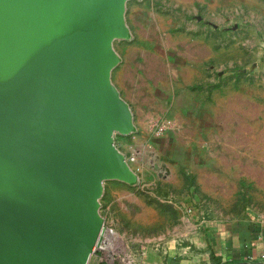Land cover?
<instances>
[{"label": "rangeland", "instance_id": "obj_1", "mask_svg": "<svg viewBox=\"0 0 264 264\" xmlns=\"http://www.w3.org/2000/svg\"><path fill=\"white\" fill-rule=\"evenodd\" d=\"M124 16L111 79L135 128L114 141L137 180H104L110 243L87 264H221L203 227L264 219V0H127Z\"/></svg>", "mask_w": 264, "mask_h": 264}, {"label": "water", "instance_id": "obj_2", "mask_svg": "<svg viewBox=\"0 0 264 264\" xmlns=\"http://www.w3.org/2000/svg\"><path fill=\"white\" fill-rule=\"evenodd\" d=\"M126 1L0 0V264H87L110 243L103 182L137 180L114 141L135 128L111 79Z\"/></svg>", "mask_w": 264, "mask_h": 264}, {"label": "crops", "instance_id": "obj_3", "mask_svg": "<svg viewBox=\"0 0 264 264\" xmlns=\"http://www.w3.org/2000/svg\"><path fill=\"white\" fill-rule=\"evenodd\" d=\"M201 244L206 245L203 256L214 254L219 263L237 260L264 259V219L246 217L231 222H215L203 227ZM164 264H189L171 255Z\"/></svg>", "mask_w": 264, "mask_h": 264}, {"label": "bare ground", "instance_id": "obj_4", "mask_svg": "<svg viewBox=\"0 0 264 264\" xmlns=\"http://www.w3.org/2000/svg\"><path fill=\"white\" fill-rule=\"evenodd\" d=\"M108 233H109V234H110V233L113 234V233L111 232V230H108ZM102 241H103V239H102Z\"/></svg>", "mask_w": 264, "mask_h": 264}, {"label": "trees", "instance_id": "obj_5", "mask_svg": "<svg viewBox=\"0 0 264 264\" xmlns=\"http://www.w3.org/2000/svg\"><path fill=\"white\" fill-rule=\"evenodd\" d=\"M213 256H215V255L213 254ZM221 264H224V263H221Z\"/></svg>", "mask_w": 264, "mask_h": 264}]
</instances>
